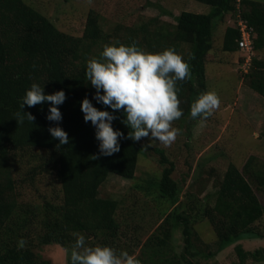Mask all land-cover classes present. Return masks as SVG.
<instances>
[{"label": "trees", "instance_id": "16d2710c", "mask_svg": "<svg viewBox=\"0 0 264 264\" xmlns=\"http://www.w3.org/2000/svg\"><path fill=\"white\" fill-rule=\"evenodd\" d=\"M200 1L211 7L208 13L184 11L176 17L177 23L172 28L153 30L151 27L146 30L145 25L131 26L116 28L118 30L114 31L118 33L108 34L99 23V15L90 12L83 35L74 37L60 31L55 22L25 0H0V264H55L45 259L41 251L42 246L54 244L63 246L67 255L70 253V259L77 234H83L89 245H110L117 251L124 250L117 220L120 202L100 197L99 190L109 173L134 181L143 153H156L163 166L158 183L151 182L156 185L153 188L158 186L162 197L169 192L178 194V184L172 177L176 167L163 149L141 140L122 139L119 152L99 155L95 128L90 121L85 122L81 101L85 96L91 99L95 93L86 77L87 61L94 57L103 59L100 54L105 45L117 41L135 43L148 52L175 48L191 68V78L177 82L183 109L179 119L185 123L193 119L192 103L208 91L207 56L213 49L219 22L228 13L234 14L236 19L241 13L254 31L251 64L243 69L250 89L264 100V59L255 56L256 52L264 50V4L242 0L239 11L234 0ZM114 37H117L116 42L112 41ZM240 39L239 28L228 26L222 50L229 54L243 52L239 48ZM182 46L189 47L187 55L180 53L186 52ZM243 60L245 62V56ZM33 82L44 86L46 93L60 89L66 92L65 102L58 106L63 116L61 121L47 119L51 102L25 106L24 111L35 116L33 122L25 118L19 123L16 119L23 111L22 97ZM93 103L98 108L106 107L96 104L95 100ZM118 116L120 118L113 122L114 128L121 129L126 137L130 128L121 122L122 110ZM57 123L69 135V143L59 147V139H54L49 132V127ZM243 129L248 131L246 126ZM32 146L52 151L33 155L30 161H38L35 165L27 161V165L32 166L26 172L27 184L34 186L49 175L53 180L50 186L58 187L62 194L60 201L44 198L39 203L28 202L17 191L21 184L13 178L12 170L15 163L29 158L21 152ZM211 172L215 174L213 169ZM253 180L264 191V163L254 152L242 170L233 163L229 165L222 181L215 186L214 205L209 203L212 195L204 196L201 219L210 223L216 240L222 245L228 246L247 237L252 225L264 216V205L253 188ZM176 212L163 219L144 243L137 244L139 254L136 256L142 264H200L193 260L191 251L194 246L191 221L194 220ZM34 228L36 238L32 239ZM177 229L183 234L181 251L171 245ZM21 238L25 241L23 247L18 246ZM127 251L134 254L132 250ZM235 251L234 264L264 263V247L249 250L238 244ZM206 257L212 258L213 254L209 252Z\"/></svg>", "mask_w": 264, "mask_h": 264}, {"label": "rangeland", "instance_id": "374dc122", "mask_svg": "<svg viewBox=\"0 0 264 264\" xmlns=\"http://www.w3.org/2000/svg\"><path fill=\"white\" fill-rule=\"evenodd\" d=\"M25 1L48 16L60 31L74 37L83 35L90 12L99 15V23L110 34L114 30L131 26L145 25L146 30L149 27L151 30L172 28L177 23L176 17L184 11L208 13L211 10L210 6L200 0ZM256 1L264 4V0ZM236 20L234 14L228 13L219 22L214 32L213 49L207 56V88L208 91H215L221 101L213 115L206 119H189L185 123L180 119L173 121V126L180 131L171 145H164L150 137L141 139L142 142L163 149L168 159L175 164L172 177L178 184V194L169 192L164 198L157 191L158 186L153 188L156 185L151 182L158 183L163 171L160 156L154 152L141 154L134 181L109 173L100 187V197L120 202L117 220L121 225L120 241L125 245H122L124 250H132L138 255L137 244L144 243L152 236L163 219L174 211L194 220L191 221L194 244L191 251L195 258L193 260L200 264H234L235 246L238 244L249 250L264 247V216L252 225V232L246 234L247 237L228 246L220 244L210 223L201 219L204 196L212 195L209 203L215 204V186L222 181L231 163L242 170L253 152L264 163V100L249 87V80L243 69L245 53L237 51L229 54L222 50L225 30L228 26H235ZM112 41L116 42L117 37L112 38ZM182 48L186 52L182 50L180 53L187 55L189 47ZM255 56L264 59V50L256 52ZM250 64L251 61L248 66ZM244 126L248 131L243 129ZM49 151L52 150L39 146L27 148L21 153H26L29 158H23L22 163H15L13 167V178L21 184L17 191H20L25 201L39 203L44 198L57 200L62 197L58 187L50 186L53 180L49 175L46 179L37 181L34 186L27 184L29 177L26 172L32 168L31 164L38 162L30 161L33 155L47 154ZM28 160L31 162L29 165ZM212 169L215 174L211 172ZM251 182L264 205L262 187L259 188L255 180ZM34 230L31 232L32 239L36 238L37 230ZM171 241L172 247H176L178 251L183 249L181 229L176 230ZM41 251L45 259L55 264H70V253L67 255L60 244L42 246ZM209 252L213 254L212 258L206 257Z\"/></svg>", "mask_w": 264, "mask_h": 264}, {"label": "clouds", "instance_id": "9594fccd", "mask_svg": "<svg viewBox=\"0 0 264 264\" xmlns=\"http://www.w3.org/2000/svg\"><path fill=\"white\" fill-rule=\"evenodd\" d=\"M241 3L234 0L239 11ZM237 23L238 20L235 23L238 27ZM100 55L103 59L94 57L87 61L86 77L95 88V93L91 99L85 96L81 101L85 122L90 121L95 128L99 155L111 156L119 152L122 139L140 141L150 137L164 145H171L180 131L172 122L183 115L177 82L191 78L189 63L175 48L148 52L135 43L119 41L105 45ZM65 100L66 92L63 89L46 93L44 86L33 82L22 97L23 111L17 114L16 119L19 123L25 118L33 122L35 116L24 111L25 106L51 102L47 119L59 122L63 116L58 106ZM93 100L106 107L98 108ZM220 102L215 91L201 93L191 105V117L206 119L212 116ZM121 110L124 117L121 122L130 128L126 137L113 124L120 118L118 112ZM49 132L54 139H59L58 147L69 143V135L59 123L50 126ZM24 243L21 238L18 246L23 247ZM70 264H142V261L127 250L118 252L110 245H89L83 234H77L71 249Z\"/></svg>", "mask_w": 264, "mask_h": 264}, {"label": "built area", "instance_id": "2783aa9c", "mask_svg": "<svg viewBox=\"0 0 264 264\" xmlns=\"http://www.w3.org/2000/svg\"><path fill=\"white\" fill-rule=\"evenodd\" d=\"M240 4L242 0H237ZM240 31H241V39L239 40V48L245 52V64L244 67L248 66L252 58L253 52V40H254V31L253 28L248 25V23L241 18V15H238V23H237Z\"/></svg>", "mask_w": 264, "mask_h": 264}]
</instances>
